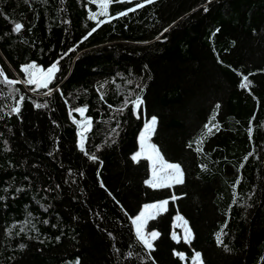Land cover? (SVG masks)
I'll use <instances>...</instances> for the list:
<instances>
[{
	"label": "trees",
	"instance_id": "obj_1",
	"mask_svg": "<svg viewBox=\"0 0 264 264\" xmlns=\"http://www.w3.org/2000/svg\"><path fill=\"white\" fill-rule=\"evenodd\" d=\"M99 12L94 0H0V264H192L196 252L264 264V0H123L89 18ZM57 60L48 89L2 82ZM78 107L91 121L84 151ZM151 117V141L183 183L150 188L147 161L131 159ZM165 198L146 227L159 233L148 259L131 218ZM176 214L190 243L172 240Z\"/></svg>",
	"mask_w": 264,
	"mask_h": 264
},
{
	"label": "snow or ice",
	"instance_id": "obj_2",
	"mask_svg": "<svg viewBox=\"0 0 264 264\" xmlns=\"http://www.w3.org/2000/svg\"><path fill=\"white\" fill-rule=\"evenodd\" d=\"M97 3V6L100 8V12L98 14H92L90 15V19H96L97 15H103L107 16V8L108 6L113 2H123V0H95ZM129 3H131V0H128ZM155 0H145V3L151 4L154 3ZM212 0H207V3H211ZM137 7L142 8L144 7V4H138ZM136 8H131L128 11H135ZM209 9L205 6L204 11L207 12ZM128 12H121L119 13V16H126ZM117 18V17H113ZM107 21H100V23H104ZM99 26V25H98ZM22 25L20 23H15L13 31L14 32H20L22 29ZM168 29H165L167 31ZM92 31H95V29H92ZM218 31V30H217ZM88 35H91V32L88 33ZM84 39H87V36L84 37ZM75 49H70L69 51H74ZM63 59V57H61ZM21 71L25 74L24 79L22 81L19 80H12L8 79L7 77L4 78L2 81L3 83L12 86L16 83H24L25 86H32L35 87L32 88L33 91H37L39 89H48L49 84L52 83V81L56 78V73L60 71L59 67V60L54 62L46 71H41L38 66L35 63H30L26 66H23L21 68ZM239 74V73H238ZM0 76H3V73L0 72ZM251 86V81L248 80L247 76L243 77V80L240 84L241 88H247ZM43 95L50 96L51 91H45L43 92ZM25 98L23 96L19 97V100L17 101L16 106H13L11 108V112L9 114H19L20 113V104L23 102ZM143 103L142 99L137 96L135 100L131 101L132 105V114L137 117V119L140 118V105ZM129 104V101H125V107H127ZM37 108H47L48 104H36ZM219 107V105H217ZM73 111L78 112L80 116L83 118L84 113L86 111L85 108H76ZM118 111L123 112L124 109H118ZM71 116V111L69 113ZM213 120L215 117L212 118ZM73 123L77 124L78 128L81 129V131H78L77 135L80 137V150L84 151V140H85V133L90 130L91 121L90 120H84L82 119L80 122H77L76 120H73ZM156 118L153 117L150 121L145 122L144 129L140 133L139 141H140V151L136 152L132 157V161L138 163L140 158H145L150 161H152V179L146 180L145 183L151 187V188H162V187H170L172 184H179L183 183V174L181 172L180 166L177 164H168L163 161V158L160 156L159 150L156 148L155 145L147 143L148 140L151 139V134L155 130L156 126ZM213 127L219 128L218 125H213ZM205 128L207 129V132L205 133V136L212 134V128L208 125H205ZM249 138L251 139V124L249 127ZM203 140L199 141L198 143H202ZM115 143V141H113ZM201 149L198 147L197 151H200ZM147 153V155H146ZM87 154V153H86ZM91 160H96L97 157L92 154L88 157ZM246 159V158H245ZM160 164L159 170L156 167V164ZM238 182V181H237ZM101 187H104L103 183H101ZM173 199H176V197H173ZM233 203H235V199L233 200ZM168 204V201L165 200L163 202L157 203V204H151V205H145L143 210L132 219L131 223L135 226V239L138 242L139 245L142 246V248L146 251L148 254V259H152L150 253L155 251L154 247V241L159 237V233L156 231H146V224L147 220L154 219L155 213H153L151 210H166V205ZM186 223V222H185ZM226 226V225H225ZM24 229L22 228L21 231ZM222 232V230H221ZM191 230L185 227V243L191 242ZM173 238L175 239V234H173ZM59 239V238H57ZM217 246H221L223 244V240L221 238V233L217 234L216 237ZM21 247H24L21 245ZM225 251H228L227 247L225 246ZM133 255L132 252L128 253V256L131 257ZM180 257V259H185L183 253H176ZM193 264H204V261L201 258V254L199 252L194 253L193 257ZM77 264H79V261H77ZM153 264L155 262L153 261Z\"/></svg>",
	"mask_w": 264,
	"mask_h": 264
},
{
	"label": "rangeland",
	"instance_id": "obj_3",
	"mask_svg": "<svg viewBox=\"0 0 264 264\" xmlns=\"http://www.w3.org/2000/svg\"><path fill=\"white\" fill-rule=\"evenodd\" d=\"M95 1V0H94ZM30 64V63H29ZM28 65V64H27ZM37 65V64H36ZM24 66H26V65H24ZM38 66V68L41 70V71H46L47 69H44L42 66H40V65H37ZM23 67V66H22ZM21 67V68H22ZM23 76H25V74L23 73ZM50 85V84H49ZM33 87H35L34 85H32ZM78 108H82V107H78ZM139 112H140V109H139ZM76 113V115H77V117H75L74 119L77 121V122H80L82 119H84V120H89V118H87L86 116H85V113H84V116H83V118L80 116V114L78 113V112H75ZM153 117H151V118H148V119H145L144 118V122H143V126H141L142 127V129L140 130V132L138 133V136H137V149H136V151L135 152H133V155L136 153V152H139L141 149H140V141H139V137H140V133H141V131L144 129V126H145V122L146 121H150L151 119H152ZM76 126H77V124H76ZM77 128H78V126H77ZM78 131H81V129H79L78 128ZM153 134V133H152ZM151 134V135H152ZM147 143H149V144H153L152 143V141H151V139L150 140H148L147 141ZM79 144H80V141H79ZM132 155V156H133ZM146 155H147V153H146ZM141 159H145V158H140V160ZM146 161H147V165H148V167H149V173H148V176H147V179L146 180H150V179H152V161H150V160H148V159H145ZM164 161V160H163ZM165 163H166V161H164ZM168 164H176V163H171V162H167ZM177 165H179V164H177ZM180 166V165H179ZM156 167H157V169L159 170V168H160V164L159 163H157L156 164ZM180 169H181V167H180ZM181 172H182V174H183V171H182V169H181ZM183 180H184V176H183ZM180 184V183H179ZM147 185V184H146ZM173 185H176L175 183L174 184H172L171 186H173ZM148 186V185H147ZM170 186V187H171ZM149 187V186H148ZM151 188V187H150ZM162 188H165V187H162ZM168 188V187H167ZM157 189V188H156ZM165 200H167V201H170V200H172V198L171 199H169V198H165V199H160V200H156V202L155 201H153V202H147V203H145V204H143L142 206H141V208H140V210H139V212L136 214V215H133V217L131 218V221H132V219L133 218H135L142 210H143V208H144V206L145 205H151V204H157V203H160V202H163V201H165ZM169 203V202H168ZM167 209H168V204L166 205V210H159V211H157V210H151L153 213H155V218L158 216V215H160V214H163L164 212H166L167 211ZM151 219H149V220H147V224H148V222L150 221ZM186 222V223H185ZM147 224H146V227H147ZM172 231H171V237H172V240H174V241H178V239H180V237H182V240H184L185 239V227H187L188 229H190V227H189V224H188V222L183 218V217H181V216H179L178 214H176V215H174L173 216V220H172ZM132 229H134V233H135V226L133 225V227H132ZM191 230V229H190ZM146 231H156V232H158L157 230H150V229H148V228H146ZM179 231V232H178ZM191 233H192V231H191ZM173 234H175V239L173 238ZM191 238H192V236H191ZM175 253V255H176V253H178V252H174ZM194 255V254H193ZM176 256H178V255H176ZM179 257V256H178ZM185 257V256H184ZM193 257V256H192ZM180 258V257H179ZM183 260H185V259H183ZM191 262H192V264H193V260H192V258H191Z\"/></svg>",
	"mask_w": 264,
	"mask_h": 264
}]
</instances>
